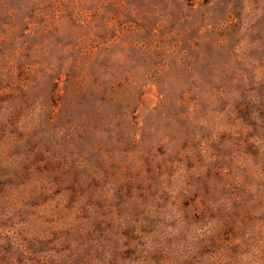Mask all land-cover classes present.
Segmentation results:
<instances>
[{"label":"rangeland","instance_id":"obj_1","mask_svg":"<svg viewBox=\"0 0 264 264\" xmlns=\"http://www.w3.org/2000/svg\"><path fill=\"white\" fill-rule=\"evenodd\" d=\"M0 264H264V0H0Z\"/></svg>","mask_w":264,"mask_h":264}]
</instances>
